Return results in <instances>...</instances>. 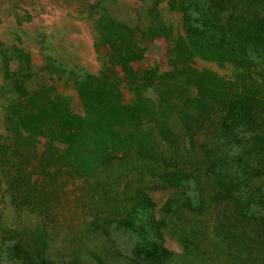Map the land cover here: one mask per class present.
<instances>
[{
	"label": "trees",
	"instance_id": "obj_1",
	"mask_svg": "<svg viewBox=\"0 0 264 264\" xmlns=\"http://www.w3.org/2000/svg\"><path fill=\"white\" fill-rule=\"evenodd\" d=\"M150 1L140 35L106 11L94 22L107 60L98 76L71 74L81 112L53 84L14 83L1 173L17 209L52 223L0 234V264H214L194 229L178 235L181 254L165 246L172 219L208 212L223 264H264V0ZM159 40L165 72L143 64ZM197 59L246 82L200 71ZM53 63L43 70L62 80L68 70ZM77 183L88 212L71 249L51 232ZM158 191L172 194L157 212Z\"/></svg>",
	"mask_w": 264,
	"mask_h": 264
},
{
	"label": "rangeland",
	"instance_id": "obj_2",
	"mask_svg": "<svg viewBox=\"0 0 264 264\" xmlns=\"http://www.w3.org/2000/svg\"><path fill=\"white\" fill-rule=\"evenodd\" d=\"M151 4L150 0H0V134L5 133L4 107L14 97V83L24 85L29 92H37L43 84H53L59 96L71 99L70 112H81V103L71 74L80 78L98 76L107 60L108 48L96 41L94 22L106 11L140 35V31L145 30L147 23L143 22H147V11ZM161 7L162 15L170 22L167 5L162 4ZM163 43V40H159L154 44H145L148 47L147 58L143 63L145 66L156 63L161 67V71L168 70L166 46ZM27 58L31 60L30 65ZM49 61L68 70L62 80H56L43 70ZM27 67L30 68L29 72ZM195 67L200 71H212L237 85L246 82V79L236 74L229 65L197 59ZM148 95L152 96L150 92ZM125 97L130 98L128 90ZM42 143L44 142L40 145ZM58 147L64 148L63 145ZM34 150V154L39 156L42 147ZM71 192L68 205L65 204L57 210L58 216L51 235L55 244L65 241L66 246H71L72 249L77 242L75 238L79 231L86 230L84 213L88 211L77 208L86 192L80 183L72 186ZM171 194L172 192L168 191H158L151 195L157 212ZM214 220L215 217L210 212L202 218L187 215L181 217L179 222H176V218L172 219L173 228L166 234L165 246L181 254L182 246L178 235L184 230L194 229L199 238L196 241L204 245L210 253L207 259L212 260L214 264H223V256L216 255L211 246L214 242ZM51 223L49 220L35 217L26 209L19 210L12 204L0 168V234L7 236L16 230L28 233L42 225L51 227ZM62 255L63 253L60 257ZM217 256L222 259L219 261Z\"/></svg>",
	"mask_w": 264,
	"mask_h": 264
}]
</instances>
